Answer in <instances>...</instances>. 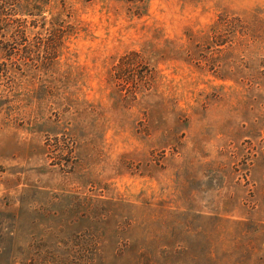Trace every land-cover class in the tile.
Listing matches in <instances>:
<instances>
[{"label":"rangeland","instance_id":"rangeland-1","mask_svg":"<svg viewBox=\"0 0 264 264\" xmlns=\"http://www.w3.org/2000/svg\"><path fill=\"white\" fill-rule=\"evenodd\" d=\"M0 12V264H264V0Z\"/></svg>","mask_w":264,"mask_h":264},{"label":"trees","instance_id":"trees-1","mask_svg":"<svg viewBox=\"0 0 264 264\" xmlns=\"http://www.w3.org/2000/svg\"><path fill=\"white\" fill-rule=\"evenodd\" d=\"M3 16H4V14L2 12H0V36L3 35L2 34L3 33L2 32L3 31V27H5V29H7V25L4 26L5 22L2 20L3 19ZM2 21H3V27H1ZM13 33H14V31H12V34ZM18 36H19V38H23L25 36V31H24V33H23V31H21V32L19 31ZM59 38H62V36H60ZM63 38H64V36H63ZM48 48L53 52L52 55L56 54V52H57L56 46H52V47L49 46ZM13 51L10 50V51L7 52V56L10 59H12L14 57L13 56V53H14ZM138 57H139V54H137V53H130L127 56H125L124 58H122L120 64L118 65V70H122L123 68L126 69L125 72L122 71L123 73L122 72L119 73V75H120V78L119 79H123V81H125V83H127V84H130L133 81L134 76H131V73H132L131 72V69H133L136 66V63L133 62L134 61L133 59L138 58ZM142 81L143 80H141V82ZM67 150L70 151L71 148L67 147Z\"/></svg>","mask_w":264,"mask_h":264}]
</instances>
